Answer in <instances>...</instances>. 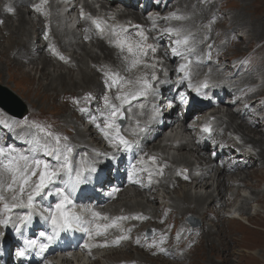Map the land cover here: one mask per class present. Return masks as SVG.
Segmentation results:
<instances>
[{
	"label": "bare ground",
	"instance_id": "1",
	"mask_svg": "<svg viewBox=\"0 0 264 264\" xmlns=\"http://www.w3.org/2000/svg\"><path fill=\"white\" fill-rule=\"evenodd\" d=\"M31 2L32 0H0V21H2V23H0V55L4 58V60L9 62L7 64L9 65L11 64L14 69L16 66L19 68L20 64L25 63L27 61H37V60L40 61L42 63V68L32 67L29 73L32 71L40 72V76H39V80L41 81L40 85L46 91L45 96H49V92L52 90L67 88L69 80L71 81V85L73 88L79 89V90H85V91L92 93L94 97L93 100L95 101L91 102L92 105L91 107H88L89 112L86 113L85 116H79L78 114L75 115V119L77 120V123L75 126L76 129H75V132L71 135V138L73 139V141L77 142L76 145H74V147H77L76 157H75L76 160L73 158L72 161L74 165H79V162H80L78 159L79 157H82L84 154H87L88 158L93 157L94 149L99 148L104 142H105V146L103 147L104 152H109L110 149L112 148L111 145L108 143V141L104 139L103 135L96 128L94 123L86 131H82L81 129V126L83 122L85 121V119L86 118L90 119V116L92 115L98 116L97 109L103 107L102 97L105 94L104 91H106V88L104 85L105 77L103 75V72L100 71V69L106 66L107 68H110L114 71H119L122 75H131V76L138 75L139 70L148 71V72H150L151 70L144 69L143 67H141L137 70H134L132 74L125 72L124 71L125 63L122 60V54L120 53L119 49L116 48L113 44L107 43L102 38H98L96 41H93L92 44L93 46L98 47L99 50L102 53H104L103 59H101L94 50L85 48L84 46H81L78 43L70 42V44L74 46L75 54L68 60V63L66 64L67 72L57 70V68L59 67L57 64L59 62L56 63L52 59L51 51L48 49H45L44 43L48 42L51 39L50 40L51 44L60 46L62 49H66L67 47V43L65 41L66 34L63 31V29H61V25H62L61 20L56 14H52L50 18V23H49V20H47L46 18H43L40 13L36 12L35 10L30 9ZM184 3L187 4L188 0H171L168 4V7L170 9H174L175 5L179 6L180 4L182 8L180 11H178V9L176 10L178 14L180 12H182V14L186 13V15L190 16L191 19L187 21H183V22L172 21V24L179 25L183 23L185 28L188 29L191 25L195 24L193 21L194 19H200V21L198 22H200L202 26L199 29V34L196 35V40L198 42L197 45L199 46V51L201 52L203 47L199 45V41L203 33V27L205 23H207V21H213V25H214L213 31L211 32L209 36V40L215 45L217 41L219 40L217 38H214L215 27L217 23L219 22L218 15L216 16L213 14L210 16L208 14L210 17L208 16L209 17V18L207 17L208 19L205 18V20H203L202 16L199 17L197 15L198 13L197 9L193 7L192 9H190L189 7L187 8L186 5H184ZM8 7H11L13 11L12 12L7 11ZM25 8L27 9V12L25 11ZM150 8H153L155 15L147 16L148 13H145L144 11L139 10L137 8H132L131 10H126V9L121 10L119 13H117L116 19L113 20L112 24H117V25L122 24L130 28L131 30L128 32V35L132 36L133 38H136V36L132 31L134 27H131V26H135V25L143 26L150 35L149 43H158L159 45L157 46H158V49L160 50H163L162 46L166 44L165 45L166 49H169L171 48L170 38L166 35H162L161 32L159 31V29H162L166 26V23L158 19L156 23V30H152V20L150 19V17H153V18L162 17V16H159L158 14L163 13V12L160 7L155 8L153 7L152 4L150 5ZM26 13L29 14V16L32 18L33 21L38 22L40 26L39 29L41 30L40 40L43 41V45L41 46V51H40L41 54L35 57L34 59H29L27 55V52L31 49V46H32V36H31L32 33H31V29L29 28L30 21L25 16ZM204 13H206V11ZM12 19L16 20L17 23L15 25L12 24L13 22ZM44 23H47V30H48V33L51 35V38L48 35V39H45L46 29H45ZM82 27H84V30L89 29L87 32L85 31V36H88V37L95 36V31L92 29L91 25L87 21L83 22ZM23 37L25 40L21 41V38ZM208 44L210 43L208 42ZM79 51H81L80 56H77L76 54ZM213 54H215V50ZM156 56L160 60H162L161 58H163V56H161L160 54H156ZM88 57L92 59V64L89 63L87 59ZM174 64L175 63H173V61L167 64V73H169L170 69L172 68V66H174ZM49 65L50 66L52 65L53 67L56 68L54 71L55 74L57 75L56 78L53 77V74L51 73V71L46 72V68H48ZM211 67L212 65L210 63L209 69ZM75 71L79 72L80 77H77V78L74 77ZM212 72L213 71H211V73ZM202 73H205V71H203ZM214 74L216 75V71H214ZM172 79L174 78H171V80ZM251 79H253V77L249 76L245 78L244 80L250 81ZM171 80H169V82ZM176 87H180V86L176 85ZM238 88H240V86H238ZM114 93H115V89H113L112 93L110 94L114 95ZM98 95H100L101 97L99 98V100H96V97ZM231 95H232L231 92H227L225 96H231ZM179 96H181L180 93H179ZM244 99L245 98H237L235 100V106L239 107ZM187 100H188V97L185 98V101ZM185 101L180 102L179 100H177L175 103V108H174L175 120L173 124L171 125V130L172 132H174L176 131L178 127H185L184 132L189 134L192 137V139H195L193 129L186 125V121H188V119H190V117H192V115H194L195 112L198 110L193 109L192 113L189 116L185 114V111L182 113V115H179L178 112L180 110L183 111V109H185L186 107ZM256 102L257 101H255V103ZM253 104L254 103H252L250 107L254 109ZM211 108H214V107H211ZM208 110L209 109H207L206 111ZM63 112H66V108H63ZM136 113H137V109L134 105L131 116H136ZM226 113L230 115L232 121L230 124H227L229 122L225 123L222 120H220L219 122V124L221 123L220 129H219V131H221L220 135L225 134L226 130L227 131L232 130L233 133L241 136V138L243 134L248 142H252L254 146H257L258 149H256V153L250 155L246 159H242L241 153H235L232 147H228L227 150H225L223 153H221V155L216 157L215 155L210 154V146L207 148H201L199 146L195 150V152H198V155L196 157L193 156L194 158L192 159L191 154L190 155L181 154L176 157L170 158L169 156L165 155L164 150H162L161 153L156 152L153 154L151 152V156L154 155L156 157H159V161L160 159L164 160L162 162L167 164V166L165 167V175L162 178L163 182L160 181L158 178H153L152 182L151 183L148 182L145 187L144 182H143L144 172H139L137 176L133 177V180L139 179L141 183H134L132 182V180L126 179V175L124 174V177L126 181L129 182V184L127 186L124 184L121 187L120 191L113 196L112 194H107L104 197L106 198V200L102 201L101 203H99L98 205L92 208V211L100 212L102 216L108 214V217H110L111 219H114L120 216L132 217L133 216L131 213L132 210H138L140 212V215L147 217V219H143V220H137V219L130 218L124 221H120L119 226L125 229H131V232L127 233L130 236V239L123 240L118 244H113L111 242L115 240L117 236L122 234L119 230V227L108 229L104 238L108 239L109 245L103 251L104 257H109L112 254H119L121 252H126V253L129 252L130 254H133L134 251H136L139 254H150V255L157 257L160 254H164L167 256V254H170L171 251H174L173 248H168L164 245L163 247L167 250L164 253L159 252L158 249L156 248L148 247V244L151 243V239H148L147 241L145 240V232L147 229L146 225L151 224L149 228H153L154 230H156V234L158 236L160 235V233H167L165 230L166 227L163 226L164 224H162L159 221L161 220L163 223H167V221L162 218L164 216V213L162 212L160 208L157 207V204H156L157 198H155V195L159 192V189L154 190V186H156L158 181H160V183L162 182L161 186L163 187H168L172 190H178L182 188L183 185L192 184L193 181L195 180V178H193L192 175L190 174L188 175V170L184 172L178 169L177 165L181 163H185L188 169H193L195 166H197L196 170H200V169L203 170L202 178L199 180V182L195 185L194 188L198 189V188L203 187V189H205L206 192L203 196H196V194L191 193V188L186 187L184 188L183 196H178L177 198L174 197L173 195L169 196V200L171 201V204L173 205L172 208L178 209V211H180V213L182 212V214H188L192 210L194 211L196 215H199V216H203L207 214L208 215L207 220L211 222L206 225L203 224V227L201 228L203 232L201 234L204 238H206L208 245L211 249H213V245L215 243L219 242L220 235L217 233L215 228L216 227L219 228L223 226V220L220 218L221 210L225 206L226 198L229 199L228 194L230 192L233 193L234 191V188L233 190H231V187L235 186V183L233 182V178L236 177L246 182V178H244L243 176L237 175L236 171L239 169H246L247 170L245 171L246 177L249 178V176L252 173L250 172L249 169L254 168V167L257 168L255 164L256 160H262V163L264 165V138L263 137L262 138L251 137L249 133L251 131L260 133L258 127L256 125H253L254 122L250 123L246 121L244 118V114H241L240 112H237V111H233L230 106H228ZM254 121H257V120L255 119ZM100 122L102 123V121ZM66 124H69V122H66ZM234 126L236 127V129L234 128ZM130 128L131 127L129 126H123V127L121 126L122 134L130 135L131 134L129 130ZM85 132H87V137H90L91 140L89 141L86 140ZM1 137L2 135L0 134V138ZM12 140H13V137H9L8 143L5 145H12L11 144ZM20 146L24 147L25 144L24 143L20 144ZM153 148L158 150L160 148V145L154 144ZM238 148H241V147L239 146ZM180 150L188 151L189 149L187 145H183L180 148ZM189 151L194 152L193 150H189ZM239 152H241V150ZM148 156L149 155H146L143 157L146 160ZM208 163H212V166L210 167L204 166L205 164H208ZM232 163H235L234 167L232 166ZM178 172L181 174L178 175ZM172 175L175 176L176 178H172ZM184 175H187L189 178L184 179ZM215 181H217L219 195H215L210 191L212 185L215 184ZM237 193L238 191L236 190V194ZM256 199H257L256 201L261 200L259 197H256ZM42 200L43 199L38 198L37 203L41 205L43 203ZM207 200H208V204L204 207L203 203H205V201ZM249 203H250V200L245 199L244 202L241 204V209L243 210V212H247V205ZM213 206L216 208L215 214L219 217L218 219L213 218V215H214L212 211ZM238 211H241V210H238ZM238 211L232 213L231 216L239 214ZM210 217H212L213 220L210 219ZM154 224L160 225L159 228L157 229ZM180 228H181L180 230H183V231L185 230L183 229V225H180ZM221 233H224L223 229L221 230ZM167 235H170V234L167 233ZM81 236L82 238L80 240H77L76 237L73 236L70 239L71 240L70 242H75L74 246L76 247L81 246L82 242H85L89 239V237H86V233H83ZM212 236H214V238H211ZM137 238L140 239L139 244L136 243ZM193 239L194 240L197 239L198 241H200V239L196 237ZM56 252H60L63 254L61 246H58ZM96 252L97 251H95V248H94V250H92L93 255ZM187 252L188 254H192L193 249L190 248L189 251ZM75 253L76 251H74V254ZM50 258L53 264H64V256L63 257L52 256ZM83 258L84 256L81 257V260H83ZM92 259L93 258H90V260Z\"/></svg>",
	"mask_w": 264,
	"mask_h": 264
},
{
	"label": "snow or ice",
	"instance_id": "2",
	"mask_svg": "<svg viewBox=\"0 0 264 264\" xmlns=\"http://www.w3.org/2000/svg\"><path fill=\"white\" fill-rule=\"evenodd\" d=\"M47 3L48 0H40L39 4L34 5L35 11L45 16L49 15L44 8ZM7 11L12 12L13 9L8 7ZM80 18L90 21L102 38L105 34L110 36V43L118 48L122 54L125 72L132 74L134 70L141 67L151 70L131 76L122 75L119 71H114L106 66L100 69L105 77L104 85L106 88L102 97L103 107L97 109L98 116L92 115L90 119L112 148L117 151H128L136 141L130 140L122 134V122L125 119H131L134 102L135 107L141 111L145 108V104L140 101L156 95L157 88L154 87V82H167L161 81L157 74L159 70L167 76V69L163 68V62L156 56L158 46L149 43L150 37L143 26H131L137 29L136 38H133L128 35L129 28L124 25L109 24L107 20L101 17H93L91 14L84 13L83 10H81ZM150 19L152 20V30H156L158 19L166 23V26L159 31L162 35L170 38L171 55L180 57L184 61L176 69L177 72L182 73L178 83L183 85L187 82V87L197 96L210 99L205 91L209 87L208 81L204 80L197 84L193 83L192 80L193 60L191 57L197 50L196 33L186 29L183 23L176 26L171 23L172 21H187L191 17L173 11L166 16L150 17ZM88 30L85 29L86 32ZM45 39H48L47 32ZM85 39H89V37L85 36ZM48 47L53 55L68 62L69 58L61 54L53 44L50 43ZM208 47L207 58L211 59L212 46L209 45ZM113 89H115L114 95L110 94ZM82 99L86 104H91L94 97L89 92ZM181 99H183V95ZM72 102L79 106L81 100L74 97ZM79 111L88 113L89 108L80 107ZM158 114L155 106H153V115L150 119H155ZM19 124L26 127L30 134L38 136L42 144L40 151L44 153L45 157H54V161L42 158L33 150L22 151L14 145L0 144V226L7 228L11 224L15 232L21 235L23 247L16 252V255L23 258L31 251L35 252L37 256H42L51 245L59 240L62 233L75 231L86 233L89 238H93V233L95 236H101L108 229L119 227L122 234L111 243L118 244L123 240L130 239L127 233H130L131 229L120 227L119 222L130 218L143 220L147 217L140 214L132 217L120 216L114 218L111 223L100 224L94 223L96 218L108 220L109 217L87 209L92 215V219L89 220L84 217L82 212L75 210L74 193L81 185L88 183L91 174L97 171L94 161L90 160L87 154H84L79 165H74L72 161L73 146L68 143L67 137H62L60 134L51 131L50 125L45 126L38 122H30L27 117L20 120ZM134 124L135 126L129 129L133 136H139L148 131V126H141L139 120H135ZM203 130L211 132L212 129L206 125ZM138 163L145 165V167L138 169L137 165L131 166L132 172L129 174V179L134 183H141L139 179L133 180V177L137 176L139 172H146L148 182L151 183L153 176H162L164 168L167 166L160 164L154 155L148 156L147 160L141 157ZM183 171L186 172V170ZM179 174L181 173L178 172ZM188 178L187 175H184V179ZM44 197H56L58 199L54 206L40 210L37 200ZM16 210L21 211L17 212ZM36 215H39L49 225L50 230H41L34 238L23 237L22 229L31 225ZM152 233L151 243L148 244V247L156 248L161 253L166 252L167 250L163 245L167 240V233H160L158 239L155 236V230H152ZM3 235L4 233H0V238ZM179 235L178 233V239ZM148 238L146 234L145 240L147 241ZM136 243H140L139 238L136 239ZM108 245L109 242L105 240L97 246L107 247ZM85 247L89 246L86 244Z\"/></svg>",
	"mask_w": 264,
	"mask_h": 264
},
{
	"label": "rangeland",
	"instance_id": "3",
	"mask_svg": "<svg viewBox=\"0 0 264 264\" xmlns=\"http://www.w3.org/2000/svg\"><path fill=\"white\" fill-rule=\"evenodd\" d=\"M211 1L215 5V7L208 0H200V1L199 0H188V3L187 4L184 3V5H186V7L187 8L189 7L190 9H192V6L193 8L197 9V12H198L197 15L199 17L202 16L203 20H205V18H207L209 15L210 16L213 14L216 16L218 15L219 24L217 23L215 27L216 33L214 32L215 33L214 36L218 32L219 26L225 25L227 23V19L226 17H224L225 15L223 13H219L221 9L227 5L233 8L232 10L226 11L227 15H229V13L233 11L232 17H233L234 22L229 21L230 23L229 27L223 28V33H226V34L228 33V34L224 36L223 33H221L222 34L221 52L227 54L226 61L228 59H234V60L235 59H245L248 56V58L246 59V63L239 70V73H241V76H242L241 78L247 77L249 75L253 76V80L251 79L250 82H246L247 83L245 84L246 86H250L252 83H254L255 81L254 75L260 79H263V81L260 84L262 87V92H259L258 95L264 96V0H222V1L221 0H211ZM193 3H196V6ZM179 6L182 8L180 4ZM205 11L206 13H204ZM239 28L246 29V34L248 36L247 39L243 40L241 38L240 40L239 36L237 35V31H244L245 29H239ZM204 31H205V27H204ZM230 33L233 35H229ZM201 39H202V36L200 40ZM256 48L258 49L252 54H250ZM60 53L63 54L64 51H60ZM56 58L60 60L58 56H56ZM5 61L6 60H4V58L0 55V63H1L0 79L2 81L14 87L16 86L17 89L24 92V94L26 95H27V91L30 90L31 92L28 96L32 97V99H34V101H36V103H38L39 105H42L50 109H54L58 107V104L54 102V94H53L54 91H51V95L49 96V98L43 97L44 90L40 88V82L38 80V76H35L34 74H30L29 72H27L29 67L28 68H25V67L18 68L16 66L14 69L11 64L10 65L7 64L9 62L7 61L5 62ZM62 62L64 63L65 61H62ZM49 67L46 68V72L51 71L49 70ZM212 71L214 72L216 71V69ZM238 82L239 84L244 83L242 79L238 80ZM70 90H72V88H70ZM70 90L67 91V94L70 93ZM229 91L232 93H235V95L238 94V90H236L235 84L229 89ZM100 97L101 96L98 95L96 97V100H99ZM255 97H257V95L252 96V98H255ZM91 105L92 103L89 104L88 107H91ZM185 110L186 109H184V111ZM250 112H251V109L244 112L245 120L251 123L254 119L258 118L259 123H258V120L253 121L254 122L253 125H256L260 131V133L251 131L249 132L250 136L256 137V138H262V137L264 138V132H263L264 131V116L262 117L260 116L261 114H264V103L260 105L258 108L257 106L254 105L253 113H250ZM201 113L202 112H198V116ZM235 126L234 128L236 129ZM217 129H218V126H217ZM85 133L87 137V132ZM220 136H221L220 132L217 130L216 137L219 139L227 140L229 145H232L233 147L236 148V151H238L239 146L242 147L243 151H250L253 149L256 151V149H258L257 146H254V144H252V142H248L243 134H242V139H241L239 135L233 134L232 130L227 131V134L223 135V138H220ZM76 143L77 142L73 141L72 139L71 146L74 147ZM73 149H74L73 152H76L77 147H74ZM73 158L76 160V158L74 157V154H72V159ZM49 160L54 161V158H50ZM256 161H258L259 163L258 165L256 164ZM256 161H255V164L257 168L254 167V168L249 169L250 172H252L249 178L246 177V172H245L247 171L246 169H239L237 170L238 172L236 171L237 175H240L246 178V182L234 177L233 182L235 183V186L231 187V190H233L234 188V191L233 193L230 192L228 194V197L229 199H231L232 198L231 193L236 194V190H237L238 195H240L241 193L251 192L252 195L248 198L250 202L252 199H256V197H259L261 201L258 202V204H254L253 206V202L256 201V200H253V202L247 205L246 216L247 217L249 216L248 218L244 216L242 220H236V219L231 220L228 217L222 216V219L224 221L223 223L224 227L222 226L219 228L217 227L215 228L217 233L220 235V240L222 237L225 238V241H223L221 244L218 245L219 249H214L213 253L207 248L194 252V249L198 247L203 240L204 241L202 243H204L206 240V238H204L201 234L203 232L201 230V228L203 227V224L206 225L210 223L211 221L207 220L208 219L207 215L206 216L196 215L193 210L190 211V213L188 214H182V212L180 213L178 209L172 208V210H175L178 212H176L171 218L167 219L166 220L167 223H163L161 220L159 219L158 220L162 224H164L163 226L166 227L165 229L166 232L170 234V235H167L168 239L166 240L164 246L168 248H173L174 251H177V252L171 251L170 254H167V256H165L164 254H161L157 257L150 255V254H140L142 256H145L142 264H177V263L179 264H264V170H263L264 165L260 160H256ZM232 166L234 167L235 165L232 164ZM172 178H176V177L172 175ZM211 191L216 195L218 194L217 181H215V184H213V189ZM244 200L245 198L241 200L240 205L244 202ZM203 206L205 207V203H203ZM191 217L196 218V220L200 222L199 227L192 226V221L190 219ZM213 218L216 219L218 217L215 216ZM213 218L210 217V219L212 220ZM202 221H205V223L202 224L201 223ZM194 223H197V221H195ZM249 224L250 225L254 224L255 226H249ZM150 225L151 224L146 225L147 229L150 227ZM154 225L157 229L160 226L157 224H154ZM180 225H183V229H185L184 231L180 230L181 229ZM222 229L224 233H221ZM178 233L180 234L179 239L177 238ZM147 235L148 237H151L152 235L151 230L148 231ZM155 236L156 238H159V236L156 234V230H155ZM195 237L199 238L200 241H198L197 239L194 240L193 238ZM211 238H214V236H212ZM185 243H191V244L185 245ZM190 248L193 249V252H194L193 255L191 254L188 255L187 251H189ZM181 249H183L185 252ZM169 258H171L172 261L168 260ZM137 261L140 262L139 259Z\"/></svg>",
	"mask_w": 264,
	"mask_h": 264
},
{
	"label": "clouds",
	"instance_id": "4",
	"mask_svg": "<svg viewBox=\"0 0 264 264\" xmlns=\"http://www.w3.org/2000/svg\"><path fill=\"white\" fill-rule=\"evenodd\" d=\"M223 14L226 15V12H224ZM157 131H158V133L156 134L155 138H153V139L151 137L154 135V132H150V134H149V128H148L147 132L142 133V134H140L139 137L132 139L133 141H136V143H134V144L139 145V147H140L139 154L136 155V159H140L141 157L146 156L147 152H148L147 150H149L151 152L156 151L157 153H161L162 150H164L165 155L169 156L170 158L176 157L179 155V154H176V152L175 153L171 152L173 149L172 147L177 146L176 143L175 144H173V143L175 142V140H178V139H176V137H174L175 135H174V132H172L171 127H169V128H158ZM154 144L160 145V148L158 150L154 149L153 148ZM104 146H105V142L99 148L94 149V156L89 158L90 160L94 161L97 171L95 173L91 174L88 183L81 185L80 188L77 189V191L74 193V196H73V200H74L75 206L77 207L78 212H82L84 217L86 219H89V220L92 219V215H91L90 211H87V209L92 210V208L94 206H96L99 203H101L102 201L106 200V198H104V197L108 194L109 190L112 189L113 185L116 182H120V186H119L118 190L113 195L117 194L124 184L127 186L129 184V182H127L126 179H129V174L132 172L126 166L127 158H126V154L123 153V150L117 151L116 149L111 148L109 152H104L103 151ZM181 152H182L181 154L185 153V151H181ZM110 157H111L110 165H109L108 169L106 171H104L103 179L100 181V183L98 185L91 186V183L93 182L94 174H100L102 172L103 165L106 162H108ZM164 165H167V164L164 163ZM177 167L181 171H183V169L188 170V174H191L192 177L196 179L194 181L195 184H197L199 182V180L201 179L199 177H195V173L198 171V170H193V169H195V167L193 169H188L187 167H184L183 163L178 164ZM137 168H140V167H137ZM124 174L126 175V179L124 177ZM163 177L164 176H161L159 180L162 181ZM146 181L147 180H146L145 172H144L143 182H144L145 187L147 185ZM160 181H158L156 186H154V190L159 189V192L155 195V198H157V206L161 210H162V208H161L162 203L165 204L167 206V208L169 209L170 215H168L166 212H164L162 210V212L164 213V216L162 218L167 220V219L172 217V213H173L172 204H171V201L169 200V196L170 195H173L174 197L183 196L184 195V188H186V187H185V185H183L182 188H180L178 190H172L168 187L161 186V183L163 181L161 183H160ZM198 189H200V192L196 196H203L205 194L206 190L203 189V187L198 188ZM212 189H213V185L211 187V190ZM217 190H218V185H217ZM84 195H87L88 199L84 200L83 199ZM131 213L133 216L140 214V212L138 210H132ZM104 216L108 217V214H106ZM112 221H113V219H111L110 217L108 220H104L102 218H96L94 223L106 224V223H111ZM150 230H151V234L153 235V233H152L153 229H151V228H148L146 230L145 235L148 234V231H150ZM105 234L101 235V236H95V237L104 238ZM152 235H151V237H152ZM151 237H149L148 239H150ZM104 239L107 240V238H104ZM177 264H179V263H177Z\"/></svg>",
	"mask_w": 264,
	"mask_h": 264
}]
</instances>
